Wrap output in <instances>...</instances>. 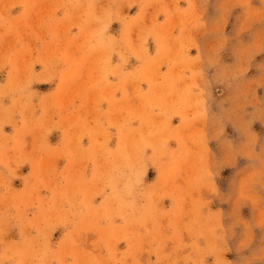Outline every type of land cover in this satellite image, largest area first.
Segmentation results:
<instances>
[{
  "label": "rangeland",
  "instance_id": "rangeland-1",
  "mask_svg": "<svg viewBox=\"0 0 264 264\" xmlns=\"http://www.w3.org/2000/svg\"><path fill=\"white\" fill-rule=\"evenodd\" d=\"M0 264H264V0H0Z\"/></svg>",
  "mask_w": 264,
  "mask_h": 264
}]
</instances>
